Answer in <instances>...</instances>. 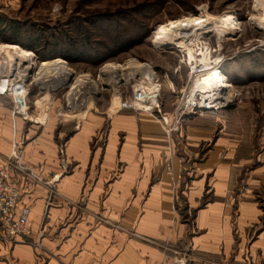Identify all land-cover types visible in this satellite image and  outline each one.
<instances>
[{"label":"crops","instance_id":"1","mask_svg":"<svg viewBox=\"0 0 264 264\" xmlns=\"http://www.w3.org/2000/svg\"><path fill=\"white\" fill-rule=\"evenodd\" d=\"M45 95L26 115L0 99V159L20 142L41 178L12 170L41 248L0 242V264H264V173L200 152L206 128L171 136L153 114L111 104L64 139Z\"/></svg>","mask_w":264,"mask_h":264},{"label":"rangeland","instance_id":"2","mask_svg":"<svg viewBox=\"0 0 264 264\" xmlns=\"http://www.w3.org/2000/svg\"><path fill=\"white\" fill-rule=\"evenodd\" d=\"M126 10L137 25L123 19L121 13ZM0 16L11 25L0 36V75L8 71L28 79L32 109L33 101L46 94L39 104L54 108V120L64 139L73 134L74 123L81 121L91 107L112 104L122 108L133 87L150 89L151 71L158 84L152 95H157L162 112L169 117V124L164 125L168 135L177 133L185 138L190 125L206 128L200 152L217 151L221 160L234 164L236 174L252 172L245 176L253 180L264 173V0H0ZM101 16H113L117 18L115 23L121 21L123 31L119 34L126 38L125 50L100 65L92 63L93 56L82 53L73 61L60 56V40L70 35L82 44V31L86 33L91 21ZM184 18L191 20L190 29L177 30L166 38L160 35L170 22ZM12 22H17L20 29L12 30ZM203 24L206 26L197 36L196 27ZM208 27L211 30L203 33L202 29ZM185 33L191 37L179 39ZM38 35L42 42L35 41L39 48L36 52L26 43ZM5 51L9 52L6 57L10 63L5 62ZM16 52L25 53L26 60H19ZM209 54L230 83L220 93H210L223 96L219 100L222 107L180 113L177 123L179 100L195 84L196 77L189 74L193 58L201 60ZM52 60L65 61L73 74L67 76L68 69L62 63L40 68L43 61ZM132 62L139 67L130 65ZM117 64L130 68L113 67ZM135 111L153 114L149 110ZM259 185L256 197L264 209V185Z\"/></svg>","mask_w":264,"mask_h":264},{"label":"built area","instance_id":"3","mask_svg":"<svg viewBox=\"0 0 264 264\" xmlns=\"http://www.w3.org/2000/svg\"><path fill=\"white\" fill-rule=\"evenodd\" d=\"M201 60L200 58L197 60L196 57L195 59L193 58L194 64H191L189 74L190 77H196L195 84L191 86L190 93L183 95L179 100L176 108L177 123H179L181 117L179 115L180 113L182 114L186 111H194L196 109H219L222 107L214 102L213 95L202 91L203 84L201 88L199 87L200 90H195L194 88V86L201 84L203 81L206 69L217 62L216 60H212L210 54L209 57H204ZM187 61L190 63V58ZM208 62H210V65L207 64ZM155 80H157L156 77L149 80L151 88H146L148 92L144 88L133 87V93L122 101L121 107L123 109L149 110L153 114L157 112V115L154 114L155 117L161 123L163 122L164 125H168L169 117L162 112L157 95H152V90L158 87ZM29 94L28 79L18 74L2 71L0 75V99L1 97H8L11 100L14 114L23 113L26 115L27 110L30 108L28 102ZM218 102L220 101L218 100ZM21 144L15 141L10 155L5 159H0V242L7 245L28 242L36 247H41V241L33 237V230L30 223V208L28 206H19L20 189L15 186L12 180V170L19 169L29 178L41 181V178L24 164ZM46 184L50 186L51 182L46 181Z\"/></svg>","mask_w":264,"mask_h":264},{"label":"trees","instance_id":"4","mask_svg":"<svg viewBox=\"0 0 264 264\" xmlns=\"http://www.w3.org/2000/svg\"><path fill=\"white\" fill-rule=\"evenodd\" d=\"M142 6V5H141ZM123 19H130L129 22L131 25H137L138 21L130 16V10L122 11ZM103 18V19H102ZM117 18L101 16L100 19L96 21H91L92 23L88 28H86V33L82 31V44L80 40H75L73 37L68 35L66 39L60 40L63 42L62 49L60 51V56L64 57L67 60L73 61V58L77 54H85L90 57H94L92 60L94 64L100 65L107 61L109 58L115 57L118 52L122 49L127 48L126 38L121 36L119 33L123 31L122 23L120 20H117L116 23L114 20ZM10 21L4 20L0 16V36L5 29H10ZM12 30L20 29L18 28L17 22H12ZM140 29V28H139ZM138 29V31H139ZM41 37L38 35L36 37L31 36L29 43H26V46L36 52H39V48L36 45V40L42 42ZM61 39L58 37V40ZM17 43H21L18 39L14 40ZM39 42V41H38ZM82 47V50H81ZM41 57V55H40ZM42 58H49L43 57ZM84 60L82 59V62Z\"/></svg>","mask_w":264,"mask_h":264},{"label":"bare ground","instance_id":"5","mask_svg":"<svg viewBox=\"0 0 264 264\" xmlns=\"http://www.w3.org/2000/svg\"><path fill=\"white\" fill-rule=\"evenodd\" d=\"M204 21V20H203ZM203 21L201 20V22L203 23ZM199 22V21H198ZM198 22H196V23H198ZM188 23L190 24L191 23V20L189 19V18H184V19H180V20H177V21H172V22H170L169 24H168V26L167 27H164V28H162L161 29V31H160V35L163 37V38H166L167 36H169L171 33H174V32H177V30H181L182 31V29L184 28L185 30L186 29H190L189 27H190V25H188ZM194 24L195 26L197 25V24ZM206 23H208V22H206ZM213 25V24H212ZM202 26H206V24H203V25H201V26H199V27H196L197 29L196 30H198V32H196V35L197 36H199L202 32H200L199 31V29H201V27ZM176 30V31H175ZM203 30V33H206V32H208V31H210L211 29L208 27V29L206 30H204V29H202ZM183 32H184V30H183ZM186 32V31H185ZM183 34V33H182ZM186 34V33H185ZM177 35V34H176ZM189 35V36H188ZM184 37H191V35H190V33H187L186 35H180L179 36V39H181V38H184ZM187 40H189V39H187ZM186 42V41H185ZM188 45V44H187ZM10 47V46H9ZM5 53V57H6V54L8 53L9 54V52L8 51H5L4 52ZM16 53H19V54H17L18 56H17V58H20L19 60H26V58H27V56H26V54L24 53H20V52H16ZM16 57V56H15ZM6 61L5 62H9L10 63V61L8 60L9 58L8 57H6ZM16 60H18V59H16ZM24 62H26V61H24ZM19 63V62H18ZM20 63H22V62H20ZM56 63H62L63 65H64V67H66V69H68L67 71H65V73L66 74H68L67 76H69V75H72L73 74V72L71 71V69L70 68H68L65 64H66V62L65 61H63V60H52V61H43L42 62V64H41V66L42 67H40L41 69L42 68H47L48 66H50V65H54V64H56ZM136 63V62H135ZM208 64L210 65V62H208ZM219 64V63H218ZM217 64V62L215 63V64H213L211 67H209V68H207L206 69V72L204 73L206 76V80H205V82H203L202 84H203V86H202V84H199V85H196V86H194V88H195V90H200V88H201V86L203 87V89H204V93H208L209 95H210V93H212L213 91H215V92H218V93H220V90H222V88L224 89V88H227V87H229L230 86V83L227 81V79L224 77V75L222 74V69L220 68V66ZM28 65H29V63H28ZM32 65V64H31ZM130 65H132V66H134V67H139L137 64H134L133 62L132 63H130ZM130 65H128V66H123L122 64H117L116 66H113V67H115V68H118V69H128V68H130ZM108 66H112V65H108ZM32 67V66H31ZM30 67V68H31ZM144 67V66H143ZM2 68H3V66H2ZM1 68V69H2ZM114 68V69H115ZM149 71V70H148ZM149 73H150V79H152L153 77H154V75L151 73V71H149ZM65 77H66V75H65ZM77 80V79H76ZM200 87V88H199ZM57 88V87H56ZM221 97H223V96H221L220 94H218L217 96H213V98H214V102H216L217 104H220V102H218V100H220L221 99Z\"/></svg>","mask_w":264,"mask_h":264}]
</instances>
